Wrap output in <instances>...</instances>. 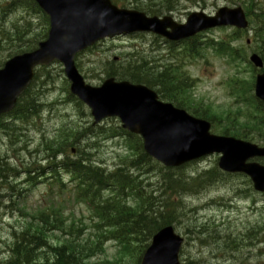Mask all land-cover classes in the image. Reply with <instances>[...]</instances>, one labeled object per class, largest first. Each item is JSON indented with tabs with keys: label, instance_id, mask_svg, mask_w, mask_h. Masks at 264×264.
<instances>
[{
	"label": "trees",
	"instance_id": "trees-1",
	"mask_svg": "<svg viewBox=\"0 0 264 264\" xmlns=\"http://www.w3.org/2000/svg\"><path fill=\"white\" fill-rule=\"evenodd\" d=\"M134 1L132 8L148 15L158 14L162 10L159 6L151 5L149 0ZM5 2L7 5L1 7V12L25 9V13L30 16L41 15V20L46 24L45 16L40 14L32 0ZM243 8L250 21L254 41L260 44L257 50L264 59V3L250 0ZM24 24L28 27L27 31L17 24H11L12 28L0 25V66L5 58L31 50L41 39L39 34L29 33L32 25L28 20H24ZM18 30H22L24 36L30 34L31 38L20 39L18 34L14 35ZM235 35L238 36L239 33L235 32ZM4 52L6 55L2 56ZM103 72L107 77L132 82L147 83V77H150L160 85H169L168 97L179 106L185 105L186 99L188 100L186 93L190 84L179 70H168L174 82L169 80L168 75L159 78L158 71L142 64L128 63ZM250 88L252 87L249 86V91ZM250 100L251 102H244V107L236 111L237 114L245 115L242 119H229L219 128L221 119L216 117V129L221 135L258 140L264 144V108L255 102L252 96ZM74 102L79 109L82 108L79 102ZM36 104L31 88L18 102L11 115L12 122L31 124L35 128L37 122L40 123L42 119L41 112H35ZM52 107L53 105H50L48 111H51ZM42 113H46L45 110ZM6 127L8 125L0 124V128ZM100 129L89 126L76 130L64 126L52 135L40 131L37 146L31 153L32 159L22 171H25V183L28 185L34 186L37 179L40 184L45 185V203L23 215L24 224L18 232L12 234L8 255L6 258H0V264H93L90 260L97 258L99 254L106 257L103 249L105 240L116 242L118 257L114 258L113 262L106 260L98 264H122V258L129 257L138 261L152 235L160 228L177 222V217L184 211L183 202H178L182 195H195L205 183H210L217 176H224L222 180L231 179L213 168V171L203 173L189 182L182 172L165 170L153 163L143 153L140 140L120 129L113 130L110 139H120L124 151L118 155L117 164L109 171V167L94 159L92 152L95 149L88 143L98 131L103 132ZM84 136H88L85 140V150H79L77 147L76 153L70 155L69 149L76 147ZM42 164H45L44 167H41ZM19 170L20 166L11 167L0 158V189L9 184V174V180L19 177L22 172ZM148 171L157 172L158 188L152 189L150 183L143 186L142 179ZM172 200L178 203L174 204ZM64 204L73 207L83 204L87 209H93V215L98 222L94 229H104L105 232L98 233L94 239H91V234H83L79 223L63 218ZM206 235V242L220 238L219 230L209 231L204 235L202 231L198 232V237ZM228 244L239 246L240 241H230Z\"/></svg>",
	"mask_w": 264,
	"mask_h": 264
},
{
	"label": "rangeland",
	"instance_id": "rangeland-1",
	"mask_svg": "<svg viewBox=\"0 0 264 264\" xmlns=\"http://www.w3.org/2000/svg\"><path fill=\"white\" fill-rule=\"evenodd\" d=\"M264 1V0H262ZM2 0H0V3ZM243 0H180L178 10L175 12V16L178 19L185 18L188 12H204L205 14H213L219 7H233L239 5ZM165 8H167L165 6ZM26 13L24 11H16L14 13L7 14L6 17L0 15V25L4 27L12 28L10 26L13 23H21V19L25 18ZM35 17V16H32ZM184 20V19H183ZM177 20V21H183ZM36 24H39V20H35ZM22 30L27 31V25H21ZM6 28V30H8ZM11 30V29H10ZM18 30L14 35L18 34L20 39L31 38V35H22L24 32ZM231 29H216L209 31L201 35V42L212 41L216 43L223 42V45L228 43L226 36L231 35ZM13 35V36H14ZM252 34H248V38H251ZM15 42V41H14ZM245 42V38L240 41L232 42L231 44L238 48H243L247 56L249 51L253 48H258V45L254 44L250 47L244 48L242 45ZM163 42L155 40L154 37L149 35L144 36H129L121 37L115 40L105 41L102 46H98L91 52L81 54L76 59V64L79 67L81 75L85 78L86 82L91 86H98L104 75L101 72L104 66L108 62L115 60L119 62L129 61L133 59L129 57L130 54L135 52L140 53L137 60L145 58L149 61L152 59L159 60L158 52H155L159 47L164 55H167L165 47L162 48ZM166 51V52H165ZM181 52V51H180ZM6 52L2 56H5ZM231 56L232 53H231ZM234 58V57H233ZM136 59V57H135ZM241 61L244 60V54L238 50V57ZM227 61V60H226ZM225 60L215 57L212 54L206 56V59H200L196 62H190L185 66V70L189 76L194 79L193 97L196 101L200 102L203 107L211 106L212 110L216 114H234L237 109H241L243 105L237 104L234 100V96L229 95L228 82L237 78L238 81L247 82L251 78V70L244 62L234 61L232 65H228ZM47 74L42 77L34 86V93H37V99L39 101L46 100L48 103L58 98V109L52 114H45L41 118L40 123L37 122L34 128L25 124H16V127L21 132H16L17 140H12L11 137H0V158H5L6 164H10L11 167H25L26 163H29L32 159L31 153L37 146V140L40 136V131L45 134L52 135L54 131L61 127L67 126L74 129H79L85 126L87 123H91L92 120L85 110V116H82L78 108L73 103H60L62 100H66L67 96L64 93L66 87L64 83V76L62 68L58 65H53L46 68ZM236 95V92L234 91ZM37 112L40 109H36ZM117 126L116 120H107L102 125ZM110 126H107V128ZM90 146L95 147L94 159L104 161L109 166L115 165L118 155L122 151L121 141H108L104 140V136H100L97 139H90L88 141ZM259 143L255 140V144ZM260 145V144H257ZM84 145H81V148ZM216 157L211 156L196 162L185 171L186 175L197 174L203 171H208L215 166ZM24 177V176H23ZM20 179L15 183L16 189L21 190L20 202H16L13 198V203L17 210H31L38 207V204H44L42 199L44 193V186L38 184L36 186H26L25 179ZM148 179L145 183H150L151 188H158V174L157 172L148 171V174L143 177V180ZM150 188V189H151ZM247 189L246 182L243 177H234L231 179L218 180L213 186H209L198 193L196 196L182 197L179 199L183 202L184 210L178 217V225L176 231L180 234L185 242L183 249L180 252L182 259L190 262H196L197 264H264V196L260 194L253 195L251 198H246L244 201L235 200V191H243ZM26 190V192H24ZM161 199V198H160ZM217 200L222 202L220 207L213 205L208 210H199L194 214L192 209H201L203 204L208 201ZM168 201V200H167ZM174 204H177L175 200H172ZM254 202V203H253ZM62 203V202H61ZM227 203H231L232 207H227ZM63 218L74 219L75 222L83 216L88 217L87 211L83 206L75 205L73 208L70 204H64ZM189 209V211H188ZM254 209V210H253ZM4 210L0 213L2 215ZM192 211V213H191ZM73 212V213H72ZM192 216H191V214ZM69 221V220H68ZM67 222V221H66ZM210 225V230H218L220 228V238L216 241L209 239L206 242L207 235L198 237V226ZM22 220L19 218L18 213L5 215V218L0 220V251L4 252L10 248V239L13 228L20 227ZM230 237L236 241H240L242 244L243 238L252 237L256 241L261 242L257 247L245 248L237 255L235 262L223 261L221 253L224 252V243L226 237ZM202 239L201 245L199 240ZM209 243V244H208ZM258 243H256L257 245ZM201 248V249H200ZM106 257L110 260L117 258L116 250L112 248L111 244L105 246ZM99 252L97 253V255ZM122 264H130V258H122ZM199 261V262H197ZM95 263V261H92Z\"/></svg>",
	"mask_w": 264,
	"mask_h": 264
},
{
	"label": "water",
	"instance_id": "water-1",
	"mask_svg": "<svg viewBox=\"0 0 264 264\" xmlns=\"http://www.w3.org/2000/svg\"><path fill=\"white\" fill-rule=\"evenodd\" d=\"M50 17V32L45 43L31 53L14 57L0 70V115L13 109L16 98L29 85L33 69L57 60L71 82L70 91L92 110L95 122L104 117L118 116L123 127L140 134L145 152L166 167H179L213 153L221 154L218 166L228 173H243L264 192V168L246 164L254 158H264V149L208 134L209 125L156 102L151 92L128 83L112 80L100 89L85 86L74 67L76 53L105 37L122 33L146 31L168 40H180L197 32L220 26L245 29L247 23L240 8L221 9L213 18L192 14L187 24L177 26L170 18L148 19L143 14L117 10L108 0H35ZM169 28L171 33H166ZM250 61L262 67L257 56ZM255 95L264 103V75L256 79ZM182 240L171 228L156 234L145 253L142 264H179L178 251Z\"/></svg>",
	"mask_w": 264,
	"mask_h": 264
},
{
	"label": "bare ground",
	"instance_id": "bare-ground-1",
	"mask_svg": "<svg viewBox=\"0 0 264 264\" xmlns=\"http://www.w3.org/2000/svg\"><path fill=\"white\" fill-rule=\"evenodd\" d=\"M49 106H50V103H45L44 104V107L45 108H49ZM44 110V109H43ZM43 110H41L40 112H41V114H42V116L43 115H45V114H48V113H42V111ZM80 141V140H79ZM88 149V148H87ZM2 161H3V159H1ZM147 169H149L150 170V167H148ZM9 176H10V174L8 175V180H9ZM9 184H10V181H9ZM6 199V197L5 198H3V200L2 201H4ZM191 213H192V211H191ZM191 216H192V214H191ZM218 228V230H220V228L219 227H217ZM198 232H203V235L205 234V233H207V232H209V231H212V230H210V225L209 226H207V225H201V226H198ZM215 231H217V230H215ZM200 239V238H199ZM201 241H202V239H200L199 240V243H200V245H201ZM207 241V240H206ZM201 249V248H200ZM198 262V261H197Z\"/></svg>",
	"mask_w": 264,
	"mask_h": 264
}]
</instances>
